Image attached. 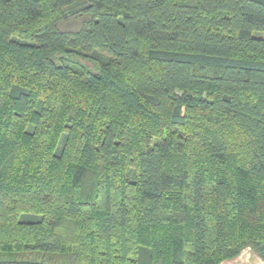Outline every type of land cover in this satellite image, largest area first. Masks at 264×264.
<instances>
[{
	"label": "trees",
	"instance_id": "1",
	"mask_svg": "<svg viewBox=\"0 0 264 264\" xmlns=\"http://www.w3.org/2000/svg\"><path fill=\"white\" fill-rule=\"evenodd\" d=\"M264 261V0H0V264Z\"/></svg>",
	"mask_w": 264,
	"mask_h": 264
},
{
	"label": "rangeland",
	"instance_id": "2",
	"mask_svg": "<svg viewBox=\"0 0 264 264\" xmlns=\"http://www.w3.org/2000/svg\"><path fill=\"white\" fill-rule=\"evenodd\" d=\"M251 255L254 256V260L258 258L254 252H252L249 248H246L237 257L225 260L226 262L223 261L224 263L221 262L220 264H251Z\"/></svg>",
	"mask_w": 264,
	"mask_h": 264
},
{
	"label": "crops",
	"instance_id": "3",
	"mask_svg": "<svg viewBox=\"0 0 264 264\" xmlns=\"http://www.w3.org/2000/svg\"><path fill=\"white\" fill-rule=\"evenodd\" d=\"M253 257L254 256L251 255V264H264V261L262 259H260L259 257L256 260H254ZM224 262H226V261H224Z\"/></svg>",
	"mask_w": 264,
	"mask_h": 264
}]
</instances>
